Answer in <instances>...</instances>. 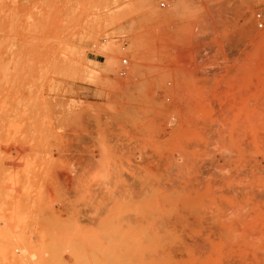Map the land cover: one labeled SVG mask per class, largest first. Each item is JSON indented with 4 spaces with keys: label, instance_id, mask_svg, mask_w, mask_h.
<instances>
[{
    "label": "rangeland",
    "instance_id": "1",
    "mask_svg": "<svg viewBox=\"0 0 264 264\" xmlns=\"http://www.w3.org/2000/svg\"><path fill=\"white\" fill-rule=\"evenodd\" d=\"M160 1L0 0V264H264V0Z\"/></svg>",
    "mask_w": 264,
    "mask_h": 264
},
{
    "label": "built area",
    "instance_id": "2",
    "mask_svg": "<svg viewBox=\"0 0 264 264\" xmlns=\"http://www.w3.org/2000/svg\"><path fill=\"white\" fill-rule=\"evenodd\" d=\"M159 5L161 6V7H164L165 5H166V0H161L160 2H159ZM260 15L259 14H257V17H259ZM258 26H262V23L259 21V23H258ZM123 62L125 63L126 62V60H123Z\"/></svg>",
    "mask_w": 264,
    "mask_h": 264
}]
</instances>
